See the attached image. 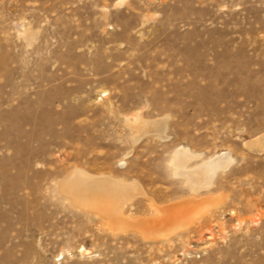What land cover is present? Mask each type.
Listing matches in <instances>:
<instances>
[{
	"label": "rangeland",
	"instance_id": "rangeland-1",
	"mask_svg": "<svg viewBox=\"0 0 264 264\" xmlns=\"http://www.w3.org/2000/svg\"><path fill=\"white\" fill-rule=\"evenodd\" d=\"M182 145L234 161L169 236L62 189L75 167L137 181L122 213L152 216L190 192ZM0 264H264V0H0Z\"/></svg>",
	"mask_w": 264,
	"mask_h": 264
},
{
	"label": "bare ground",
	"instance_id": "bare-ground-1",
	"mask_svg": "<svg viewBox=\"0 0 264 264\" xmlns=\"http://www.w3.org/2000/svg\"><path fill=\"white\" fill-rule=\"evenodd\" d=\"M127 120L136 133L155 132L160 138L167 136V115L155 120H145L135 114ZM133 140H137V136H133ZM200 156L198 152L184 145L175 149L169 159L172 170L180 176L190 192L183 198L162 204L151 200L157 212L152 216L131 217L122 213L123 205L132 193L141 192L137 181L126 182L122 178L91 174L85 169L75 167L62 183V189L78 205L97 210L105 216L114 229L131 226L146 236H167L198 217L202 210L206 211L209 206L211 208V205L219 203L224 196L222 192L214 194L213 186L215 179L230 166L234 157L228 151H217L204 158ZM202 190L205 192L199 193ZM143 193L146 194L144 191Z\"/></svg>",
	"mask_w": 264,
	"mask_h": 264
}]
</instances>
